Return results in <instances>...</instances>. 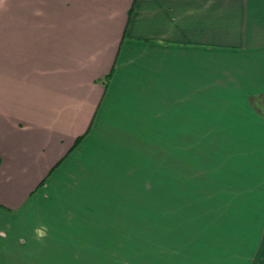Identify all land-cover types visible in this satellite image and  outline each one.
Masks as SVG:
<instances>
[{
    "label": "crops",
    "instance_id": "1",
    "mask_svg": "<svg viewBox=\"0 0 264 264\" xmlns=\"http://www.w3.org/2000/svg\"><path fill=\"white\" fill-rule=\"evenodd\" d=\"M191 96L207 106L215 99L211 116L176 125L182 146L161 162L159 180L167 188L178 179L174 163L193 173L207 164L192 177L210 185L190 196L208 202L169 227L170 205L136 199L137 190L151 196L152 164L136 174L104 167L117 166L121 139L169 130L158 117L173 111L162 103L152 113L154 102ZM201 131L214 136L199 141ZM205 145L213 150L200 162ZM119 174L135 183L105 184ZM153 218L165 227L159 238L175 245L168 264L184 255L185 224L194 264H264V0H3L0 264H151ZM41 225L48 234L37 243ZM200 229L209 231L203 246Z\"/></svg>",
    "mask_w": 264,
    "mask_h": 264
},
{
    "label": "rangeland",
    "instance_id": "2",
    "mask_svg": "<svg viewBox=\"0 0 264 264\" xmlns=\"http://www.w3.org/2000/svg\"><path fill=\"white\" fill-rule=\"evenodd\" d=\"M210 93H213V91ZM197 100H199V103ZM206 100L211 101L212 106L204 105L203 97L196 98L192 96L190 99H184V100H162L160 99L159 101L154 102L153 105L150 106V111L152 113H156L157 108H161V107H157V105L160 104L161 106L162 103L166 104V107H162V108H169L171 109V111H173L174 113L173 115H168L167 114L168 110L166 109V115H163L162 117H158L159 120H161L163 123L169 126L168 127L169 130L168 131H153V132L150 131L149 133L135 132L133 134L134 140L131 144H127L124 141V139H121L122 140L121 143H118L119 144L118 147L114 149L115 156H112V159H111L114 163L117 164V166L105 165L109 167L108 168L104 167L105 172H107L108 169L112 172H118L117 170L120 169L121 174H126L127 172L129 173L134 172L136 174V172H142L143 168L145 169L146 163H147V166H150L152 164L153 174H155V178L152 179L153 181H152L151 189H148V186L146 185V191L149 190L150 192L151 190V196L144 197L143 195H140L144 193L143 190L141 189L142 190L141 192L137 190L136 199H137V202L141 201V203H143V200H145L146 202L147 200H151L153 207L161 206L163 205V203H166V205H170L168 206L169 209H168V212L166 213L167 225L169 227H174L175 219H176L175 216H178V218H180L182 221L184 220L185 222L186 220H191L194 214L193 209H196L198 204L201 203V199H204V200L206 199L205 197H201L198 195L197 197L190 196V193L192 192L197 193L196 189H198L199 187H205L206 184L210 185V183H206L207 182L206 180L198 179L197 181V180H194V178L192 177L194 175L198 176L200 174L205 175L203 174V172L208 170L207 164L205 166L204 163L202 164L200 163L199 172L193 173L195 169L192 171L193 168H190L186 163L185 164L184 162L182 163L178 162V164L174 163L172 164L173 171L171 175L175 177V173L177 172V175H180L178 179H175L172 181L168 180L169 186L167 188L163 186L161 187V183L159 180L160 170L163 171L161 167L162 165L165 166L161 162L164 159H170V156H176L179 150L177 146H182V134L183 133L176 131V128H177L176 125L178 124L181 126L187 123H192L191 122L192 116L197 115L198 113L201 116L200 117L201 123H203L205 119L210 118L208 117V116H211L209 114V111H211L214 108L215 99L206 98ZM225 104H226V100H221L218 96L216 100V107L225 108L223 107V105ZM162 112L164 113V109H162ZM182 112H184V115H181ZM223 113H220V114H223ZM202 116H205L204 120L202 119ZM156 117H157L156 114L151 115V123L155 120ZM194 119H196V117H194ZM224 119H225L224 116H220L219 121H223ZM153 123L158 124V122H153ZM151 128H155V126L152 125ZM193 134H194L195 139L199 141H205V142L207 141L206 138H208V136H211V137L214 136V133H207V132H202V131L193 132ZM186 136L187 138H189V136H191V133H186ZM219 149L221 150L222 148H219ZM194 150H200V149L195 148ZM211 150L213 149H210L209 145H205L204 147L205 153H201L200 151L199 161L202 162V160L206 157V154H210ZM161 153L163 154L162 158H161ZM134 159H135V162H134ZM219 180L220 181H217V182H219L220 187L223 183L227 187V180L225 181L223 179H219ZM104 182L107 185L111 184L115 187H123L125 184L126 185L133 184L134 180L128 177L123 178L119 174V176L113 177V179L110 180L109 182L105 180ZM144 182L147 183L149 181H144ZM201 183H204V184H201ZM212 183H215V181H212L211 184ZM136 184L137 186H139L140 184V181L138 180V178L136 179ZM176 208L177 209L180 208V209L178 211H175ZM221 216L224 217L223 213L217 214V217L219 219L222 218ZM154 220L155 219L153 218V221ZM153 221H152L153 223L152 237L150 240L151 252H152L151 264H168L172 260V255H174V253L176 252L175 245L174 243L171 244L170 237H168V239L165 240L164 242L162 241V239L159 238V235H161V233L167 236L164 230L163 232H161L162 229L165 227H163V225L161 229L159 227H155L154 224L158 223V221L156 220L154 222ZM225 221L227 222V220ZM221 223L223 226V231L227 233V223L225 222H221ZM168 230L171 231L170 228H167V231ZM187 230L188 229L186 228V224H185L181 230L182 239L184 241V245L181 248V251L184 253V255L179 259L180 264L181 263L194 264L193 263L194 260L192 258L193 257V253H192L193 247L190 244V242H188L190 239V236L186 235ZM207 231L208 229H200V234L202 235L201 243H203L202 246L207 241V238H205V236L209 234V231L208 232ZM239 233L240 231H238V234ZM142 235H144V233H142ZM227 236L228 237L233 236L231 229H228ZM227 241H229V239H227ZM226 245H227V249L229 248L230 250L232 249L233 244L232 245L226 244ZM147 246H148L147 242L143 244H137V254L142 252L141 253L142 255L144 251L143 249L144 248L147 249ZM169 246H170V250L173 251L172 254H170V252L168 253V251H170L168 250ZM166 248L168 251L165 256V253H163L162 251H165ZM222 248H224V246H222L221 249H217V250L218 251L220 250L221 252L225 251V249H222ZM223 254L224 253H222L221 256ZM160 255L162 256L161 259H160ZM136 263L142 264L143 260L141 261L137 260Z\"/></svg>",
    "mask_w": 264,
    "mask_h": 264
},
{
    "label": "clouds",
    "instance_id": "3",
    "mask_svg": "<svg viewBox=\"0 0 264 264\" xmlns=\"http://www.w3.org/2000/svg\"><path fill=\"white\" fill-rule=\"evenodd\" d=\"M0 4H3V0H0ZM37 15H40L41 13L39 11H37L36 13ZM47 234H48V228L45 225H41L40 227H37L34 229V233H33V239L37 242V243H42L46 238H47ZM6 234L2 231H0V238H5ZM23 239L21 240V243H23Z\"/></svg>",
    "mask_w": 264,
    "mask_h": 264
},
{
    "label": "trees",
    "instance_id": "4",
    "mask_svg": "<svg viewBox=\"0 0 264 264\" xmlns=\"http://www.w3.org/2000/svg\"><path fill=\"white\" fill-rule=\"evenodd\" d=\"M110 76H111V73L107 76V81L109 80ZM107 81H106V82H107ZM82 138H83V137H80L79 139L76 140V142H75V146H77V144L81 141Z\"/></svg>",
    "mask_w": 264,
    "mask_h": 264
}]
</instances>
